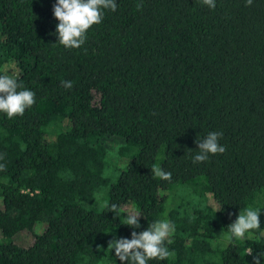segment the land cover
<instances>
[{
  "label": "trees",
  "instance_id": "obj_1",
  "mask_svg": "<svg viewBox=\"0 0 264 264\" xmlns=\"http://www.w3.org/2000/svg\"><path fill=\"white\" fill-rule=\"evenodd\" d=\"M116 2L69 50L56 0H0V76L36 95L23 117L0 113V264H121L109 241L163 219L175 255L149 264H253L264 253V0ZM209 132L223 133L225 153L193 163ZM249 206L260 230L226 240ZM132 209L139 229L124 225Z\"/></svg>",
  "mask_w": 264,
  "mask_h": 264
},
{
  "label": "clouds",
  "instance_id": "obj_2",
  "mask_svg": "<svg viewBox=\"0 0 264 264\" xmlns=\"http://www.w3.org/2000/svg\"><path fill=\"white\" fill-rule=\"evenodd\" d=\"M210 10L216 7L215 0H201ZM254 0H246L245 6L253 5ZM116 0H56L53 14L59 22L56 27L58 43L65 49H80L86 42L88 32L103 22L105 11L117 10ZM143 2L136 4L138 11L142 10ZM65 89H71L73 81H61ZM23 89V90H18ZM36 104V95L33 91L23 88L16 78L8 75L0 76V113L8 119L23 117L26 110ZM222 132H209L203 140H197L198 152L192 158L193 163H202L209 160L210 156L223 154L226 148L219 143ZM191 152V150H189ZM6 154H0V161ZM6 165L0 163V171H5ZM152 174L163 181H171L172 174L158 166H153ZM107 211L118 214L119 205L112 203L106 205ZM221 210V209H220ZM218 210V211H220ZM138 211L132 209L124 218V225L139 229L141 227ZM260 210L252 207L243 208L236 220L228 226L224 238L228 241L244 240L246 234L260 230ZM175 233V224L167 219L151 222L144 231H132L131 239L119 238L110 240L108 252L115 251V256L121 264H149V261H164L175 255L167 245L172 243L171 237ZM99 250V249H98ZM248 255L252 249L247 250ZM264 253L253 256V264H260Z\"/></svg>",
  "mask_w": 264,
  "mask_h": 264
},
{
  "label": "rangeland",
  "instance_id": "obj_3",
  "mask_svg": "<svg viewBox=\"0 0 264 264\" xmlns=\"http://www.w3.org/2000/svg\"><path fill=\"white\" fill-rule=\"evenodd\" d=\"M177 194H180V192H179V188H177ZM209 202L212 203V204H214V203L212 202L211 199H209ZM103 204H104V203H102V204H100V205H97L96 209H100L101 206H102ZM26 238H27V234H26V233L21 234V235L18 237V239H20V240H24V239H26Z\"/></svg>",
  "mask_w": 264,
  "mask_h": 264
}]
</instances>
